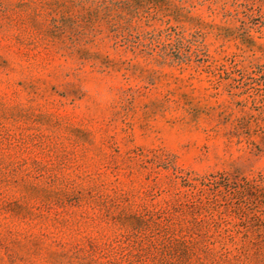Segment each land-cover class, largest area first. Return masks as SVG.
Returning a JSON list of instances; mask_svg holds the SVG:
<instances>
[{
    "label": "rangeland",
    "instance_id": "374dc122",
    "mask_svg": "<svg viewBox=\"0 0 264 264\" xmlns=\"http://www.w3.org/2000/svg\"><path fill=\"white\" fill-rule=\"evenodd\" d=\"M0 264H264V0H0Z\"/></svg>",
    "mask_w": 264,
    "mask_h": 264
},
{
    "label": "trees",
    "instance_id": "16d2710c",
    "mask_svg": "<svg viewBox=\"0 0 264 264\" xmlns=\"http://www.w3.org/2000/svg\"><path fill=\"white\" fill-rule=\"evenodd\" d=\"M221 177H228V176H221Z\"/></svg>",
    "mask_w": 264,
    "mask_h": 264
}]
</instances>
